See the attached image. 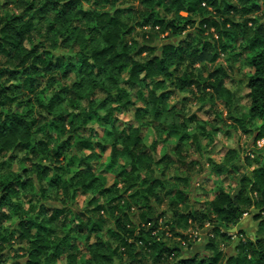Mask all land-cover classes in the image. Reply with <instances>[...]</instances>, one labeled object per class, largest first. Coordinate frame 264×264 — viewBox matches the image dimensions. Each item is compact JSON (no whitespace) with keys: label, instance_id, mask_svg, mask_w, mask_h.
Listing matches in <instances>:
<instances>
[{"label":"trees","instance_id":"trees-1","mask_svg":"<svg viewBox=\"0 0 264 264\" xmlns=\"http://www.w3.org/2000/svg\"><path fill=\"white\" fill-rule=\"evenodd\" d=\"M186 2L189 5L187 8H183L182 5L177 8L178 13L185 14L182 19L176 20L166 19L164 16L157 18L158 14L153 11V8L163 7L164 12L171 15L179 0H170V3L168 0H140L147 11L134 25L125 24L123 18L139 14V6L117 8L115 0H95V4L88 10L81 7V0H13L11 4H18L22 13L6 16L0 14V153L5 151L6 145L13 152L9 155L8 161L15 163L19 159L22 164L31 162L32 165L31 168L22 167L21 172L9 173L6 179L0 178V264H8L7 252L3 250V245H8L9 237L15 234H18L16 238L18 243L27 242V248L18 247L19 251H25V254H28L25 264H40L39 258L45 254H47L45 264H70L73 257L69 256L65 260L64 253L76 254L92 249L91 244L88 249H81V245L94 241V238L103 232L102 223L87 215L86 208L72 213L69 207H51L48 201H52L51 193L64 198L62 193L66 191V182L62 173L65 167L71 169L76 165L77 171L71 180L75 181L77 177H85L89 180V183L81 184L76 188L72 193L73 199L80 194L87 195L88 191L97 186L98 181L100 184H105L104 180L95 175L96 172L92 167V164L103 154L111 152L110 168H114L112 160L114 152L111 151L113 146L110 143L100 142V133L95 128L87 127L89 123L95 120L96 124L101 125L107 133V136H103L105 139L110 140L114 135L118 136L121 142L131 143L133 149L137 147V142H143V133L133 134L130 137H126L125 133L132 132L139 123V118L149 114L147 105L152 103L150 99L143 98L141 93L136 99L146 107H136V101L129 98L130 90L148 86L149 76L164 74L167 78H172L175 72L183 73L176 80L175 88L161 91L157 100L166 104L177 94L188 93V96L180 100L181 107H187L188 103L197 96V92H212L216 88L224 87L229 78L224 69L215 68L214 71H208L205 77L206 66L216 65L221 56L230 54L229 50L241 45L243 40V51L232 55V60L245 58L246 54L248 61L246 66L253 70L246 77L248 80L246 87L250 91L245 99L252 100L249 117L254 120H264V95H261L264 94V23L258 15L261 12V4L258 0L257 2L247 0L249 6L241 9L228 0H186ZM102 5L104 9L111 6L112 11L94 10L100 9ZM205 5L209 14L203 15L197 21L195 17L205 10ZM187 13L192 15L189 16ZM241 14L244 16L242 21L239 19ZM233 15L237 18L231 19ZM220 16L224 17L223 20L217 19ZM41 22L46 30L45 39L52 44L51 50L46 49L44 43H35L30 49H25L23 47L25 41L32 42V33L38 30L36 25ZM250 25L254 27L250 28ZM189 26L196 29L195 33L189 31L184 35ZM136 29H150L152 32L161 30L160 35L169 33L164 37L168 43L160 46L163 59L155 54L157 46L154 38L149 39L146 35L136 36L140 41L134 38ZM61 30H63L64 39H60ZM127 36L131 38L127 39ZM177 39L178 43L172 42ZM41 48H44V51L41 52ZM85 49L88 50L87 53ZM146 53L150 54L151 58L147 59L143 65L137 63L129 72V78L123 81L122 87L103 86L105 83L120 84V80L116 79L117 75L123 76L128 62L134 61L137 57H144ZM29 59L32 60L31 64H28ZM90 60L95 62L92 63ZM112 69H115V73L108 74ZM145 71L148 75L137 81V73ZM72 77L74 79L71 82ZM220 77L223 78L220 79ZM157 84L163 85L164 81H157ZM176 89H179V92ZM49 90L51 94L47 95ZM106 92L108 95L99 99ZM46 96L47 99H45ZM89 97H91L90 100H88ZM86 100H88L87 103H85ZM97 100H99L98 104L95 103ZM209 100H219L223 102L226 109L229 107V101L224 97L223 92L216 96V99L215 95H211ZM113 105L118 106L121 114L132 113L136 124L127 122V128L119 131L117 125L121 121L118 117L110 119L109 114L95 119L98 110L91 114L87 111L89 106L94 109H108ZM34 107L36 110L46 111V115L33 116ZM68 108H73L74 111H68ZM178 109L180 108L172 105L166 109V114L170 116L177 113V120H186V123L180 125L183 129L182 133H178L175 129L168 132L170 139L178 137L176 143H173L172 152L182 158L174 159L164 154L154 163L156 166L179 165L178 171L185 169L187 174L189 172L193 174L200 162L195 156H201L199 153L205 150L202 139H208L211 143V140H214V134L211 131L213 128L205 127L210 124L193 112L181 117L177 112ZM152 115L153 129L159 126L163 130L167 127L159 124V121L164 118V110L157 109ZM240 122L241 120L237 119V123ZM103 125H110V128ZM189 126H194L196 130H191ZM260 129L255 134V145L264 139V125H260ZM241 130L246 135H249L251 131L250 129ZM62 137L66 138L62 139ZM193 139L197 140L196 145L190 143ZM74 141L81 152L86 149H99L100 152L99 154L93 152L77 162L68 156ZM154 150L152 145H144L139 156L135 158V163L125 160L121 164L118 175L119 184L125 183L129 173L133 176L140 173L142 176L143 172H150L151 154ZM16 153H27V155L18 157ZM246 158V161L251 159L249 156ZM45 160H50L54 164L45 163ZM141 162L145 164L144 168L139 167ZM6 168L10 169L11 165L7 161L0 162V172ZM233 168L235 169L234 165ZM213 169L219 176L223 175L225 170H227V176L230 174V168L226 169L224 164H217ZM166 172L168 171L163 168L160 173L165 177ZM143 178L141 182L144 181ZM41 179L46 181L47 187L38 189L39 201L36 196L29 199L28 195H24L26 193L30 195L37 190L36 181ZM174 180L185 186H188L191 181L189 177L181 176H175ZM148 181V183H141L143 186L147 185L145 191L137 193L145 201L137 206L143 227L140 229L141 235L136 239L143 243L144 250L154 257L152 264H167V258L172 257L173 253L177 254L176 264H264V251L260 250L264 248V241L260 239L255 241V246L252 241H241L237 244L234 255L231 256H226L215 240L210 239L206 250H209L211 255H205L203 258L193 256L187 259L180 255L182 248L170 246L163 240L153 239L154 233L161 234L160 227L163 222L166 229L162 233L163 236L167 237L170 233L174 238L184 240L188 222L197 223L198 218H206L207 213L201 212L195 206L185 212L173 211L172 216L177 218V221L181 222L185 228L183 232L177 231L176 227L169 225L165 220L168 212L157 211L150 201L155 198L161 207L167 197L175 195L181 204H185L190 201L187 193L178 191L179 187L172 185L168 187L165 195L154 197L155 190L163 189L168 182L156 178L148 179ZM262 182H264V168L256 169L251 180L247 176L241 179L242 184H249V190L255 192L264 188ZM81 188L85 191L81 192ZM117 188L118 183L112 187H100L99 196L110 197V203L123 199V196L113 197ZM21 195L30 206L26 210L23 203L12 202L13 198ZM96 200L97 197H93L88 203L92 204ZM234 202L253 206L251 199L245 194V189H239L233 197L218 192L209 204H214L213 211L230 224L233 220L238 222L245 212L243 208L233 207ZM64 204H66L65 199L62 202V205ZM177 206L179 204L174 201L169 203V209H180ZM256 206L259 207V203ZM203 208L205 206L201 204L200 209ZM5 209L8 211H4ZM97 210L102 211L103 206L97 205L93 211ZM24 211H35L36 215L34 218L29 216L27 219H20L19 216ZM130 211L131 208H129ZM70 213L73 216L71 224L67 221ZM124 215L127 216L128 212ZM14 218L19 222L18 229L9 233L8 236L3 235L7 232L4 224ZM254 221L258 223V230L264 231V207L254 212ZM115 223L117 226L121 225L120 220H116ZM57 225L59 229L64 230L62 237L58 235ZM33 228L37 229L35 234L32 233ZM109 231L110 238L113 241L119 240L121 246L127 250L120 255L132 257L128 264H141V261L135 258L141 255L140 252L135 251L136 242L129 243L121 238L119 232ZM213 233L224 241L230 239L219 226L214 227ZM95 242L96 248L100 251L96 253L93 250V258L98 254L101 264H112L113 257L104 252L106 243ZM53 246L54 250L50 251ZM84 264H87V261Z\"/></svg>","mask_w":264,"mask_h":264},{"label":"clouds","instance_id":"clouds-1","mask_svg":"<svg viewBox=\"0 0 264 264\" xmlns=\"http://www.w3.org/2000/svg\"><path fill=\"white\" fill-rule=\"evenodd\" d=\"M170 3V0H168ZM230 3H235L237 6L241 9H245L249 6V3L247 0H228ZM252 2H257V0H252ZM258 2L261 4V12L258 14L261 18V22L264 23V0H258ZM95 4V0H81V7L85 10H88L92 5ZM139 6L140 13L134 16L130 17H124V22L127 25H134L137 20L141 19L143 14L146 13V9L144 8V5L140 3V0H115V7L117 8H127L129 6ZM183 6V8H187L189 5L186 2V0H179V3L175 8H173L172 14L168 15L164 12L163 7L160 9L153 8V11L157 12L159 18L160 16H164L166 19H176L180 20L182 19V16L185 14L183 12H177V8L180 6ZM62 6V5H61ZM167 6V5H166ZM95 11H112V7L109 6L107 9L100 8V9H94ZM209 14L206 10L202 11L201 13L197 14L195 17L197 21L202 18L203 15ZM187 15L191 16V13H187ZM223 16L217 17L219 20H223ZM231 19H235V15L230 17ZM46 19H51V17H46ZM239 19L242 21L244 19L243 14L240 15ZM37 31H34L31 36V43H29L27 40L25 41L23 47L25 49H30L32 47V44L35 43H44L45 47H49L50 42L45 39V32L46 30L43 28V22L36 25ZM250 28L254 27L253 25L249 26ZM161 30H157L156 32H152L150 29H136V32L134 33V36H144L146 35L147 38L152 39L154 38L155 44L157 46L156 55L160 56L161 59H163V56L160 52V46L164 43V37L168 36L169 33H164V35H160ZM193 32L195 33L196 29L192 26H189L184 35H186L187 32ZM215 30H213L214 32ZM60 39H64L63 30H61ZM183 38V35L180 37ZM173 43H178L177 40H173ZM243 40L241 41V45H237L236 50L243 51L242 48ZM40 51H44V48H41ZM60 51H65L64 49H60ZM85 52L87 53L88 50L85 49ZM90 55V53H89ZM150 54L146 53L144 57H137L134 61L128 62L127 68L125 69L123 76H118L116 79L120 80V84H113L109 85L105 83L103 86L108 88H120L123 86V81L127 80L129 78V72L131 69L137 64L143 65L146 63L147 59H150ZM90 62L94 63L95 61L90 60ZM32 60H28V64H31ZM248 61L245 58L241 59H233L231 61V70H229V67L226 65L224 68L225 73L230 78V81H235V83L226 82L223 88H216L212 90L211 93H198L197 95L200 96V99L203 101V103L208 104L211 106L212 103H216L215 100H208L204 99L205 96L208 95H216L219 96L221 92L224 93V97L227 98L229 101V107L227 109V116L231 117H238L240 118L241 122L238 124H233L232 121L226 120L224 118V115H221L223 113V109H218V115H221L220 124L223 130V125L228 124L233 129V139L228 141V146L235 148L236 153L233 157H230L227 161H223L225 163V168H233V165H238L241 167V170L239 172H236L233 168V175L231 177L227 176V170H225L224 174L217 177L213 184V191L214 192H220L222 194H227L228 197H233L236 192L239 189H245V194L247 197H249L252 201L253 206L249 207L247 204H239L234 202L233 207L237 208H243L245 209L244 216L238 220H233L230 224L223 221L222 217L217 216L215 211H213V208L215 207L214 204H209L208 200L211 199V197L208 195V186L203 184H197L196 188L193 189L191 187V184L187 187L189 188L190 192V201L189 204H191L192 201H196L197 197H200L199 203L195 205L196 209H199L201 212H206L207 216L206 218H198L197 223H193L192 221L188 222L187 229H186V238L184 240H179L174 238L173 235H168L167 237L163 236L162 233L166 231L164 223H161L160 227V233L161 234H153V239L157 240H163L168 245L173 247H179L182 248L183 251L180 253V255L184 257L192 256L196 252L200 253V258H203L207 253L204 249V244L210 240L214 239L215 242L219 245L220 248L224 249L225 252H228L230 249H235L236 245L239 244L241 241L247 242L252 241L253 245L255 246V241L257 239H260L264 241V231L258 230L257 222L251 220L252 213L259 211L260 207H264V188L261 189L259 192L250 191V185L249 184H242L241 179L245 176L249 177V180L252 179L253 172L256 169L264 168V139H261L259 141V144L261 145L260 148H257V146L252 143V136L256 134L257 131H260V125H264V120H254L249 117V108L251 107L252 100L244 99L245 95L247 94L250 89H247L246 85L248 83V80L246 79V75L249 74L252 69L247 67ZM214 65H207L206 71L204 73L205 77L207 76L208 71H212L214 68ZM115 69H112L108 74H114ZM145 75H148V72H139L137 73V81L142 79ZM183 73L181 72H175L172 75V78H167L164 74H158L154 76H149V79L147 81V87L146 88H136L130 90L129 98L136 101V107H146V105L140 103L139 100L136 98L140 96V94H143V98H148L152 101L150 105H147L149 108V114L146 116H141L139 118V123L136 124V127L133 129L132 132L125 133L126 137H130L133 134L140 135L143 133L142 136V143L137 142V147L135 149L132 148L131 143L129 142H121V140L118 138V136H113L110 140L105 139L103 136L100 137V142L102 143H110L113 147L111 151L114 152V155L112 157V160L114 162V169L110 173L111 176H115L118 174V172L121 170V164L125 160H131L132 163H135V158L139 156L140 151L143 150L144 145L152 144L153 148L155 149L152 152V167H151V173L152 178H156L160 174V169L157 168L154 161L160 158V155H162L165 151L167 152L169 157H173L174 159H180L182 157L176 156L172 150L171 145L172 143H175V141H172L170 137H168V132L175 129L178 133H182L183 129L180 128V125L183 123H186V120L181 119L177 120L176 115L177 113H173L170 116L166 114V109L170 108L172 104L179 103L180 97L182 95H186L188 93H179L176 97L170 99L167 101V103H161L157 100V97L159 96V93L161 91L175 88L176 80L182 76ZM223 77H220L222 79ZM243 80V83L240 81ZM157 81H164L163 85L157 84ZM177 92H179V89H176ZM51 91L49 90V93L47 95H50ZM108 95V93H104L102 96L99 97V99H103L104 96ZM264 95V94H261ZM47 99V96L45 97ZM91 97L88 98L90 100ZM88 100L85 101V103L88 102ZM20 101H18L19 103ZM96 104L99 103V100L95 102ZM195 107H199V103L195 105ZM157 109H162L165 111L164 118L159 121V124L167 126L165 129H161L159 126L156 129H153L151 126V122L153 121L154 117L152 115L153 112H155ZM98 110V115L95 119H99L100 117L106 116L110 114V119L117 118L119 121H124V127H127V121L126 117H129V113H123L121 114L119 112L118 106H110L108 109H94L91 106L88 108V114H91L93 111ZM193 106L189 105L187 107H181L177 110L179 115L181 117H184L186 115H190L193 111ZM68 111H74L73 108H68ZM134 111V109H133ZM33 116H45L46 111H39L36 110L34 107ZM130 118V117H129ZM48 119H51V117H48ZM101 125H97L95 120L87 125V127L91 128H98ZM104 127H109L110 125H103ZM124 127L119 128V131H123ZM207 128H211V125H205ZM189 128L193 131L196 129L194 126H189ZM241 129H250V134L247 137H244L241 133ZM202 131V129H201ZM37 138H43V137H37ZM66 138V137H62ZM191 144L196 145L197 140L193 139L190 141ZM202 143H207V141H202ZM211 143H215V140H211ZM55 147V145H53ZM219 149L217 148V151ZM96 153H99V149H94ZM207 149L205 148L204 151L200 152L199 154L201 156H206ZM255 153V155H254ZM13 152L11 149H9L5 145V151L0 153V162L7 161L11 168L7 170H3L0 172V175H3V177L6 179L9 175L15 174L20 170L22 167H29L31 168V162L28 164H22L20 163L19 159L14 163L12 161H8L9 155H12ZM91 154L90 150H84L81 152L76 147V141L73 142L72 148L70 152L68 153L69 158L79 161L80 159H83L86 156H89ZM18 157L20 156H26L27 153H16ZM250 156L251 159H249L247 162H245V157ZM190 158V157H189ZM223 160V158H221ZM45 163H52L54 162L50 160H45ZM107 162V157H105V160L100 161L97 165L98 167L100 164H104ZM61 163L63 164L64 161L62 160ZM127 166V165H125ZM139 167L144 168L145 164L141 162ZM164 170L170 172L173 175H182L183 172H176L175 169L178 167V165H169L165 164ZM206 167V164H201L199 166V169L197 170V175L192 176V173L189 172L188 175L190 177L191 183H195L196 180L199 178L200 175L207 176V172H201L200 169H203ZM77 169L75 167L69 169L67 167L64 168V172L62 173V177L64 179L65 188L66 191L63 192L64 199L66 201V204L60 205V206H66L71 209V212L74 213L77 210H84L87 209V215H90L93 219L99 221L102 223L103 232L100 233L97 237L94 238V241H90L87 243H84L81 245V249H88L89 245L91 244L92 249L89 251H81L79 253L73 254V253H64V258L67 260L69 256L73 257L70 261V264H84L85 261H87V264H101V261L99 260V255H95L93 258L94 252L99 253V249L96 248V242L95 241H104L106 243V247L104 249L105 254L110 255L113 257L112 264H128V261L132 258L131 256H121L120 254L125 253L127 250L121 246V243L119 240L113 241L110 238V231L119 232L121 235V238L123 240H127L129 243L136 242L137 247L135 248V251L140 252L141 255L139 257H135L137 260L141 261V264H152V260L154 257L151 253H147L144 250L143 243L139 242L136 238L141 235V227H143L142 222L140 221L139 215L137 214V206L139 204L143 203V199L140 195L137 193L139 191L143 190V185L141 184L142 176L140 173H137L136 176H133L131 173H129L127 180L123 184L118 183V188L115 190V195L117 196H123V199L115 200L114 202L110 203V197H101L99 196V190L100 187H107L110 186V183L112 181H109V184H100L98 181V184L96 187L91 189L87 192V195L84 197V200L81 202H77L79 197L77 199L72 198V193L76 190L77 187H79L81 184H87L89 183L88 178L85 177H77L75 181L71 180V177L75 174ZM96 176L99 175V173L95 174ZM227 177L226 183H222L225 181V178ZM166 179V178H165ZM264 183V182H262ZM46 188L47 184L44 180H37L36 181V189L34 190L30 195H28V198L31 199L32 196H36L37 201L40 199V194L38 189L39 188ZM168 190V183H165V186L163 189L157 188L155 192L153 193L154 197L162 196L163 192H166ZM81 192H84L85 189L81 188ZM126 193V195H125ZM54 195V193H51ZM93 197H97V200L89 204L88 201L91 200ZM135 197V198H132ZM13 203H23L24 209H28L30 206L27 204L26 201L23 199V195L19 197L13 198ZM35 203V202H34ZM151 205L159 210V205L157 204V200L154 198L150 201ZM257 203H259V207H257ZM165 204H167V201H165ZM177 204H179V201H177ZM200 204H204L205 208L200 209ZM97 205H102L103 210H97L93 211L97 207ZM129 208H131V211L129 212ZM181 210L178 208H172L167 209L168 215L165 217V220L168 221V224L171 226H174L177 228V231H185L184 226H182L181 222L177 221V218L172 216L173 211ZM4 211H8L5 209ZM128 212V215L125 216L124 213ZM36 213L33 212H27L24 211L19 218L20 219H27L29 216L35 217ZM51 215V214H49ZM135 217V218H134ZM116 220L121 221V225H116ZM67 221L69 224L73 222V216L70 213L67 217ZM211 221V223H210ZM78 222V221H77ZM175 222V223H174ZM16 219H12L4 224V228L7 229V232H4L3 235L8 236L9 233L12 232V229L15 227ZM203 225V227H201ZM214 226H219L221 231H228L232 234L231 241H221L218 236L214 233H210L209 229H211ZM59 229V225L56 226ZM243 228L245 234L244 235H237L238 229ZM123 229V230H122ZM37 229L33 228L32 233L35 234ZM18 235V234H17ZM58 235L62 237L64 235V230L59 229ZM55 239V238H53ZM9 244L3 245V250L5 252H8L9 247L12 249H16L18 247H25L27 248V242L21 244L18 243L15 236L9 237ZM163 246V245H162ZM54 250V246L50 248V251ZM261 251H264V248L260 249ZM115 253V255H114ZM21 256H25L24 253L21 254ZM176 253H173L172 257L167 258V264H176ZM14 257L10 256L8 260V264H12ZM40 264H45V261L47 260V254L40 257ZM249 259H251V255H249Z\"/></svg>","mask_w":264,"mask_h":264},{"label":"rangeland","instance_id":"rangeland-1","mask_svg":"<svg viewBox=\"0 0 264 264\" xmlns=\"http://www.w3.org/2000/svg\"><path fill=\"white\" fill-rule=\"evenodd\" d=\"M11 1H13V0H0V14L1 15H3V16L11 15V14L19 15V14L22 13V10L18 6V4H16V3L11 4ZM97 7L100 8V6H97ZM102 7H103V5L101 6V8ZM130 38L127 36V39H130ZM134 38H136L138 41H140L138 37L135 36ZM166 43H168V41H165V39H164V43L163 44H166ZM50 45H52V44L50 43ZM46 49H48L50 51L51 50V46L46 47ZM239 52L240 51L236 50V47H232V49L229 50L230 54H227L226 56H221L219 62L216 65H214L215 67L212 69V71H214L215 68L219 69V70L224 69L226 65L229 67V70H231L232 55H235V54H237ZM250 74H251V72L249 74H247L246 77L249 76ZM73 79L74 78L72 77L71 82L73 81ZM226 82H230V83H233V84L235 83V81H230V78H228V80ZM240 82L243 83V80H241ZM198 93L203 94L200 91L197 92L196 94H198ZM206 93H211V92H206ZM186 96H188V95L187 94L186 95H182L180 97V100H182V98L186 97ZM210 96L211 95L205 96L204 99H208L209 100ZM215 99H216V95H215ZM244 99H245V97H244ZM197 103H199V107H195V105ZM172 105H176L178 108H181L180 102L178 104L174 103ZM189 105L193 106V109H194L192 111L193 113H195L200 119L208 122L213 128V130H211V131L214 134V140H215L214 144L215 145L213 146V148H211L212 146L210 145L211 143L209 142V140L208 139H202V141H207L206 156H198V155L195 156V157H197L196 159L200 161L199 165L195 169V173L197 172V170L199 169V166L201 164H206V167L203 168L200 171L201 172H207L208 175L207 176L200 175L195 183H191V181H190L191 187L193 189L196 188L197 184H203V185H207L208 186V189H209L208 195L211 197V199L208 200V203H209L210 201L215 199V196L218 193V192H214L212 190L215 179L217 177H219V175L216 174V172L213 169V167L215 165H217V164L218 165H221V164L225 165V163L223 161H227L230 157H233L235 155V153H236V149L235 148H232V147L228 146V141L233 139V129L228 124H225V125H223V130H222V127H221V124H220L221 115H224V118L226 120L232 121L233 124H238L237 123V119H240V118L227 116L226 115L227 109L225 108V105L223 104V102H221L219 100H216V103H212L211 106H209L208 104L203 103V101L200 99V96L197 95L196 97H194V100H192L190 103H188V106ZM218 109H223V113L221 115H218V111H217ZM129 117H126V121L128 123L129 122H134L136 124V122L134 121V117H133L132 113L131 114L129 113ZM124 123H125L124 121H121V123H118V125H117L118 128L124 127ZM97 125H99V124H97ZM126 128L127 127H124V129H126ZM95 130L98 133H100L101 136H107L106 131L101 126L98 127V128H95ZM240 133L244 137L249 136V135L244 134L242 132V130H240ZM255 138H256L255 135L252 136V143H254V144H255ZM177 139H178V137L171 138V140L175 141V143H176ZM205 144L206 143H203V145H205ZM151 145L152 144H148L147 146H151ZM172 146H173V143L171 145V150H172ZM256 146H257V148H259L258 142H257ZM217 148L219 149L218 151H217ZM230 150H232V152ZM90 152L93 153L95 151L90 150ZM97 154H99V153H97ZM164 154H167V152L165 151L162 155H160V158L157 159L156 161H159ZM254 155H255V153H254ZM105 157H107V162L104 163V164H100V166L98 167L97 165L99 164V162L105 160ZM221 158H223V160H221ZM246 159L247 158L245 157V162H247ZM110 160H111V152L109 151V152L103 154L100 157V159H98L96 162H94L92 164L93 171L96 172V173H99L98 176L102 180H104L105 184H109V181H112L110 183V186H107V187H112L113 185H115L118 182V180H119L118 175H119V172H120L119 171L118 174L115 175V176H111L110 175V173L114 169V168L113 169L110 168ZM24 164H28V162H26ZM66 164H68L67 161H66ZM163 166L164 165H158L157 166V168L160 169V172H161V170H163V168H164ZM73 167L76 168V165L73 166ZM234 167H235V171L236 172H239L241 170V167L238 166V165H234ZM178 168H180L179 165L175 169L176 172H180V171H178ZM5 170H7V168ZM18 172H21V168H20V170ZM181 172H183L184 174H182V175H173L170 172H166L165 177H163L161 175V173H160L159 176L156 177V179H164L166 182H168V187H172V185H177V187H179L178 191H185L187 193L189 199H190L189 188L187 186H185L183 183H176L175 180H174L175 176H181L183 178L189 177L188 174L186 173L185 169H183V171H181ZM195 173H193L192 176H196L197 174H195ZM232 175H233V173L230 174L228 177H231ZM2 177H3V175H0V178H2ZM142 177H144L143 178L144 181L142 180L141 183H143V182L148 183L149 182L148 179L152 178L151 171L150 172H143L142 173ZM226 180H227V178H225V181H223L222 183H226ZM190 184L188 183V185H190ZM146 187H147V185L143 186L144 190H142V191H145ZM167 191L163 192V195H165L167 193ZM85 196L86 195H84V194L78 195L79 199H78L77 202L79 203V202L83 201ZM51 197H52L51 198L52 201H48V203H49V205L51 207H59V208L62 207L60 205H62V202L64 200L63 197H60V196L56 195V193H54V195H51ZM113 197L115 198V197H119V196L115 195ZM142 199H143V202H144L145 201L144 198H142ZM165 201H167V204L164 203L161 207H159V210H158L159 212H166L167 209H169V203L171 201H174L175 203H177L178 200H177L175 195H170L169 197H167L165 199ZM199 201H200V197L199 196L197 197V200L196 201H192L191 204H189V202L185 203V204H181L180 201H179V206H177V207H179L182 211L185 212V211H188L191 208H193L197 203H199ZM200 206H201V204H200ZM203 206H205V205L203 204ZM79 211H81V210H79ZM137 211H138V208H137ZM137 214H138V212H137ZM251 220L254 221V213H252V215H251ZM18 223L19 222L16 219V224H15V227L12 229V231L18 229V226H17ZM257 226H258V223H257ZM214 227H217V226H214ZM214 227L209 229L210 233H213ZM258 229H259V227H258ZM222 232L226 233L229 236V238H230L229 240H225V241H231L232 234L230 232H228V231H222ZM236 234L237 235H244L245 234L244 229L243 228L238 229ZM168 235H170V233H168ZM17 236L18 235L15 234V238H17ZM184 236H186V232L184 233ZM220 240L224 241L222 239H220ZM208 243H209V240L204 244V249L205 250H206V245ZM220 250L223 251V253H225L226 256H231V255H234V250L235 249H230L228 252H225V250L222 249V248H220ZM22 253L25 254V251H19L18 248H16V249L10 248L8 250V252H7L6 262L8 263V260H9L10 256H12V257H14V259L12 261V264H17V263L25 264V262L28 260V254H25V256H21ZM206 253H207L206 255H211L212 254L209 250H206ZM193 256H200V253L196 252L192 256H188V257H184L183 256V257L187 259V258H191Z\"/></svg>","mask_w":264,"mask_h":264},{"label":"crops","instance_id":"crops-1","mask_svg":"<svg viewBox=\"0 0 264 264\" xmlns=\"http://www.w3.org/2000/svg\"><path fill=\"white\" fill-rule=\"evenodd\" d=\"M215 144H213V145H211L212 147L211 148H213V146H214ZM204 146V149L206 148V146H207V143L205 144V145H203ZM231 152H232V150H230ZM233 173V168H230V174H232ZM229 174V175H230ZM228 175V176H229ZM227 178V177H226Z\"/></svg>","mask_w":264,"mask_h":264},{"label":"built area","instance_id":"built-area-1","mask_svg":"<svg viewBox=\"0 0 264 264\" xmlns=\"http://www.w3.org/2000/svg\"><path fill=\"white\" fill-rule=\"evenodd\" d=\"M258 146H259V148L261 147V145L259 144V141H258Z\"/></svg>","mask_w":264,"mask_h":264}]
</instances>
